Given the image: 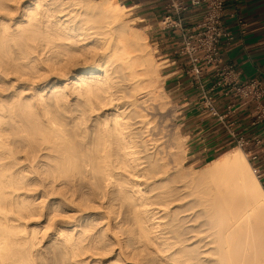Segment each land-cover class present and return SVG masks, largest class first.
Instances as JSON below:
<instances>
[{
	"label": "bare ground",
	"instance_id": "bare-ground-1",
	"mask_svg": "<svg viewBox=\"0 0 264 264\" xmlns=\"http://www.w3.org/2000/svg\"><path fill=\"white\" fill-rule=\"evenodd\" d=\"M124 12L0 0V264H264V188L238 147L177 160Z\"/></svg>",
	"mask_w": 264,
	"mask_h": 264
},
{
	"label": "crops",
	"instance_id": "crops-1",
	"mask_svg": "<svg viewBox=\"0 0 264 264\" xmlns=\"http://www.w3.org/2000/svg\"><path fill=\"white\" fill-rule=\"evenodd\" d=\"M117 2L129 14L133 11L137 18L154 28L151 36L161 57L169 61L165 68L168 85L175 103L178 126L187 138L190 158L213 157L235 148L234 140L230 137V133H234L249 142L247 149L256 156L250 166L260 171L262 176L259 183L264 188V122L254 124V105L227 94L225 85L214 87L219 80L218 69L207 67L201 81L213 97L212 105L223 119L210 116L207 104L201 99L198 83L191 74L190 65L176 55L180 46L179 30H164L161 25L165 17L176 20L175 12L168 7V1ZM184 3L188 11L181 15L182 26L189 27L199 21L202 11L190 8L188 2ZM225 11V25L234 35V40L229 44L223 42L219 48L223 65L233 66L235 75L241 80L264 75V0H227ZM232 13H236L245 23L242 35L229 18ZM255 139L261 141L259 146L255 145Z\"/></svg>",
	"mask_w": 264,
	"mask_h": 264
},
{
	"label": "built area",
	"instance_id": "built-area-1",
	"mask_svg": "<svg viewBox=\"0 0 264 264\" xmlns=\"http://www.w3.org/2000/svg\"><path fill=\"white\" fill-rule=\"evenodd\" d=\"M167 1L168 7L175 12L176 20H172L168 16L162 20L161 25L164 30L170 28L179 30L180 46L176 55L190 65L191 74L198 83L201 99L204 104H207L206 109L210 116H215L218 120L223 119L212 105L213 97L209 95V90L204 87L201 81L207 67L218 69L219 80L214 87L225 85L227 94L252 103L254 105V124L264 122V75L250 80H241L235 75L233 66L222 63L219 50L221 44L223 42L229 44L234 40V35L224 21L227 0ZM184 2H188L190 8L202 11L199 21L189 27L182 26L183 18L181 15L188 11V6ZM229 18L234 21V27L242 35L245 23L236 13L230 14ZM165 61L169 62L167 59ZM230 137L234 140L235 146L245 154L249 164L256 160V156L247 149L248 141L234 133H230ZM254 143L259 146L261 141L255 139ZM252 170L259 181L262 176L260 171L254 167Z\"/></svg>",
	"mask_w": 264,
	"mask_h": 264
},
{
	"label": "rangeland",
	"instance_id": "rangeland-1",
	"mask_svg": "<svg viewBox=\"0 0 264 264\" xmlns=\"http://www.w3.org/2000/svg\"><path fill=\"white\" fill-rule=\"evenodd\" d=\"M122 21L125 25H127V27L137 29L140 35H142L143 37L146 36L145 40L148 45V50L159 74H157L158 78L155 84L156 93H160V88H162L165 93V95L161 97V100L159 101L164 105V107L160 110L161 114H149V118L153 116V119L156 118V120L159 121L160 129L163 131L165 138L173 144L172 146L176 147L175 157L178 161H181V164L184 167H199L201 163L207 160V157L190 158V153H188L187 150V138L180 131V128L178 126L175 103L170 91V86L168 85V73L166 72L167 70L165 68L169 65V62H166L165 59L161 57V53L151 36L154 28L149 27V25H147L145 22H142L141 19L137 18L136 14L133 11L130 14L128 12H124ZM182 137H184V139H182ZM167 159L169 160L168 157Z\"/></svg>",
	"mask_w": 264,
	"mask_h": 264
},
{
	"label": "trees",
	"instance_id": "trees-1",
	"mask_svg": "<svg viewBox=\"0 0 264 264\" xmlns=\"http://www.w3.org/2000/svg\"><path fill=\"white\" fill-rule=\"evenodd\" d=\"M226 151H228V150H225V151L221 152L220 154H223V153L226 152ZM220 154L217 155V156L208 157L207 160H205L203 163H201L199 167H201V166H203L204 164H206V163H208V162L214 160L215 158H217L218 156H220ZM199 167H197V168H199Z\"/></svg>",
	"mask_w": 264,
	"mask_h": 264
}]
</instances>
